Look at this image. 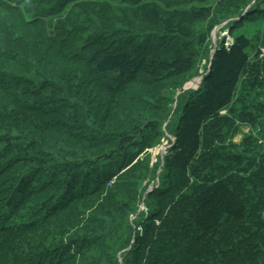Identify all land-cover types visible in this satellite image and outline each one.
<instances>
[{
  "label": "trees",
  "instance_id": "trees-1",
  "mask_svg": "<svg viewBox=\"0 0 264 264\" xmlns=\"http://www.w3.org/2000/svg\"><path fill=\"white\" fill-rule=\"evenodd\" d=\"M252 1L213 13L205 0H0V264H119V253L125 264H188L230 229L233 244L246 242L256 212L236 179L199 162L224 138L220 122L233 125L220 113L241 77L264 85L260 52L232 34L261 13L253 4L243 15ZM209 19L230 20L228 46L220 40L199 88L173 100ZM165 134V181L145 194L161 160L150 165L144 152ZM139 200L150 217L131 223ZM255 245L234 264H264Z\"/></svg>",
  "mask_w": 264,
  "mask_h": 264
},
{
  "label": "rangeland",
  "instance_id": "rangeland-1",
  "mask_svg": "<svg viewBox=\"0 0 264 264\" xmlns=\"http://www.w3.org/2000/svg\"><path fill=\"white\" fill-rule=\"evenodd\" d=\"M239 1L241 0H205L203 6L211 7L213 13L217 11L222 12L224 9L240 12V7H238ZM158 3L161 4V2ZM251 3V6L253 4L259 5L262 10L261 13L254 14V16L257 17L253 20H247L243 24H240V29H234L232 34L234 36L239 35L237 33L243 31L251 40L252 56L259 51L260 61H264V0H253ZM231 4H233L234 7H230L229 5ZM221 22L222 21L216 26L218 27L217 29L210 19L197 26V31L202 30L208 35V38L204 44L198 46L197 50L199 54L197 67L194 72L188 76V79L187 77L185 78V84L206 74L210 52L214 48L213 39H216V44L223 38V44L227 43L228 38L226 35L230 37L229 34L231 29L230 27L227 28L229 22L223 26H221V24L226 21ZM246 79V76L241 77L234 97V103L230 106L232 108H228L220 113L221 117L228 118L233 125L227 121L220 122L222 123L221 128H223L221 132L224 138H216L212 141L211 146L208 149H204V152H201L199 163H201L200 166L202 165L203 170L205 168L208 170L212 169L215 174L236 179L235 182L250 203L251 212H256V219L250 221V225H256V227L251 231L249 230L248 237L244 238L246 242H244L242 246L241 244H233L231 242V238L235 239L231 229L221 236L213 237L209 244H205L201 249L197 250V252L187 254L185 258L188 264H234L242 253L241 250L246 249L248 246L251 247L250 251H252V245L256 246L255 244L258 243V246H260L261 243H264V85L259 89H251L248 85L249 83H246ZM178 95L175 93L173 100H176ZM175 105L174 103L173 108ZM233 106L235 108L234 111ZM170 131H174L173 128H171ZM173 140V135L171 137L165 134V136L160 138L158 144L148 148L144 152V154L148 155L150 158V165L161 160V156L163 158L165 157L167 151L172 146ZM236 155L241 156L243 162L242 166H235L233 164L232 158ZM199 174L201 177L203 176V172ZM157 177L156 172V177L153 181L148 182L147 179L143 182V185H145L144 190H146L145 194L156 189L161 182L164 183L165 178L159 179ZM199 180L200 179H198V183ZM194 181V178H190V184H194ZM140 200L137 204L138 210L141 209L139 214L142 212L141 214H149L150 217V211L144 207ZM137 213L135 215H129L128 219L131 223H133L135 218L139 215ZM145 219L146 217L142 222H144ZM160 222L161 220L155 218L153 224L159 226ZM145 229L146 228H140L138 225L140 235L145 232ZM237 229L242 238L247 235L245 229L241 227H237ZM236 242L238 243V241ZM131 244H133V238L130 242V245ZM118 245H120L119 239L115 241V246L117 247ZM107 247H110L109 244H107ZM129 248L130 247H128L127 250ZM191 248L195 249L194 246H191ZM181 250L182 252L184 251L183 246ZM258 254L259 253H257L256 256H244V258L254 260L259 257ZM120 255V253L116 254V259H118L119 264H125V257ZM184 255H186V253H184ZM101 264H104L103 261H101Z\"/></svg>",
  "mask_w": 264,
  "mask_h": 264
},
{
  "label": "water",
  "instance_id": "water-1",
  "mask_svg": "<svg viewBox=\"0 0 264 264\" xmlns=\"http://www.w3.org/2000/svg\"><path fill=\"white\" fill-rule=\"evenodd\" d=\"M250 7H251V5H249V6L247 7V9L244 11V14L247 12V10H248ZM229 21H230V20H228V21L222 23L221 26L228 24ZM217 28H218V27H216V29H217ZM216 29H215V30H216ZM215 30H214V32H215ZM213 43H214V46H213L214 48H213V50L210 52L209 65H208L207 71H208V70L210 69V67H211L212 58H213V56H214L215 49H216V47H217L216 39H213ZM202 77H203V76H200V77H198V78H196V79L191 80L189 83L185 84V85H184L179 91L176 92V95H178V94H180L181 92L186 91V90H192V89L195 90L196 88H198V86L200 85V82H201V80H202ZM174 107H175V106H174ZM162 158H163V157L161 156V163H160V166H159V170L157 171V176H158V174H159L160 168H161L162 165H163V160H162ZM142 206H143V205H142ZM140 211H141V209L138 210V213H137V214H139Z\"/></svg>",
  "mask_w": 264,
  "mask_h": 264
},
{
  "label": "built area",
  "instance_id": "built-area-1",
  "mask_svg": "<svg viewBox=\"0 0 264 264\" xmlns=\"http://www.w3.org/2000/svg\"><path fill=\"white\" fill-rule=\"evenodd\" d=\"M224 46H225V47H227V46H228V42H227V43H225V44H224Z\"/></svg>",
  "mask_w": 264,
  "mask_h": 264
}]
</instances>
